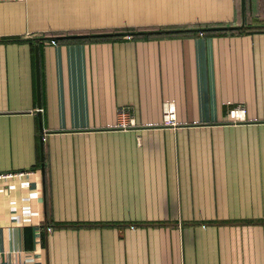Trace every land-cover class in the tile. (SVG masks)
I'll return each instance as SVG.
<instances>
[{
    "label": "crops",
    "instance_id": "crops-1",
    "mask_svg": "<svg viewBox=\"0 0 264 264\" xmlns=\"http://www.w3.org/2000/svg\"><path fill=\"white\" fill-rule=\"evenodd\" d=\"M243 4L231 29L241 0H0V172L32 170L0 182V264H264V0Z\"/></svg>",
    "mask_w": 264,
    "mask_h": 264
},
{
    "label": "built area",
    "instance_id": "built-area-1",
    "mask_svg": "<svg viewBox=\"0 0 264 264\" xmlns=\"http://www.w3.org/2000/svg\"><path fill=\"white\" fill-rule=\"evenodd\" d=\"M117 124L118 127H128L130 125L134 124V119L130 117V113L125 107H120L117 109ZM228 117L232 122H240L245 121V108L241 104H237L233 107H231L228 110ZM161 123L163 125L168 126H176L177 121L175 118V106L172 101H166L163 103L162 106V120ZM32 173L31 169H23V170H17V171H8V172H0V182L2 184L7 185L10 180L19 177V178H25L28 177ZM23 191H27L29 189V184L27 182H24L22 184ZM36 214V212H35ZM40 214H36L34 216V219L36 221H39ZM38 250V249H37ZM33 252H29L26 255L31 256ZM31 260V257H30Z\"/></svg>",
    "mask_w": 264,
    "mask_h": 264
},
{
    "label": "water",
    "instance_id": "water-1",
    "mask_svg": "<svg viewBox=\"0 0 264 264\" xmlns=\"http://www.w3.org/2000/svg\"><path fill=\"white\" fill-rule=\"evenodd\" d=\"M244 26V4H243V0H241V23L239 25H235V26H226L227 28H242ZM38 73H39V67H38V60L36 57V86H37V97L39 98V77H38ZM39 109V107H38ZM38 114V120H39V130L41 131V121H40V115L39 112H37Z\"/></svg>",
    "mask_w": 264,
    "mask_h": 264
},
{
    "label": "trees",
    "instance_id": "trees-1",
    "mask_svg": "<svg viewBox=\"0 0 264 264\" xmlns=\"http://www.w3.org/2000/svg\"><path fill=\"white\" fill-rule=\"evenodd\" d=\"M88 37H94L93 35H90V36H88Z\"/></svg>",
    "mask_w": 264,
    "mask_h": 264
}]
</instances>
